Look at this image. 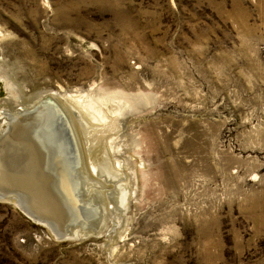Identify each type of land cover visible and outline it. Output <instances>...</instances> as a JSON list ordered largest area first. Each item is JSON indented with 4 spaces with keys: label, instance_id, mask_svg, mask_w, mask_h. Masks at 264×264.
Wrapping results in <instances>:
<instances>
[{
    "label": "rangeland",
    "instance_id": "374dc122",
    "mask_svg": "<svg viewBox=\"0 0 264 264\" xmlns=\"http://www.w3.org/2000/svg\"><path fill=\"white\" fill-rule=\"evenodd\" d=\"M50 100L94 212L0 198V264H264V0H0V117Z\"/></svg>",
    "mask_w": 264,
    "mask_h": 264
},
{
    "label": "bare ground",
    "instance_id": "6f19581e",
    "mask_svg": "<svg viewBox=\"0 0 264 264\" xmlns=\"http://www.w3.org/2000/svg\"><path fill=\"white\" fill-rule=\"evenodd\" d=\"M55 106L54 101H42L24 113L16 111L14 115L9 111L4 112L7 120L5 116L0 117V123L4 121L11 126L9 133H6L8 135L5 140L4 135H0V198L17 201L21 209L31 218L47 223L52 230H59L64 235L70 226H86V217L92 215L94 211L86 212L90 205L85 203L80 191L78 172L80 163L77 161L72 164V167L66 161L64 162V159L60 164L51 160L49 155L52 152L49 154L47 141L40 135L41 130L48 131L47 124L46 127L44 125L46 121L43 119L49 115L57 120L55 122L61 132L65 128L68 118L60 107ZM57 109L63 113L66 122L58 118L60 115L58 113L56 115L55 110ZM39 120L44 125L43 128L40 127ZM71 134L73 135L72 132ZM74 142L75 149H70L65 143L67 154L71 158L75 153V156L80 157L76 141ZM70 170L73 172L76 185L70 175ZM20 177L23 179L21 186H27V188L22 187L23 192L17 191L18 198L10 194L14 188L9 186V183L11 185L12 182H17L16 178L20 179ZM75 201L82 205V209L77 213L73 209L77 207Z\"/></svg>",
    "mask_w": 264,
    "mask_h": 264
},
{
    "label": "water",
    "instance_id": "95a60500",
    "mask_svg": "<svg viewBox=\"0 0 264 264\" xmlns=\"http://www.w3.org/2000/svg\"><path fill=\"white\" fill-rule=\"evenodd\" d=\"M55 112H56V115H57V113H58V115H60V117H58V118L61 119L62 122L63 121L66 122V120L63 116V113L59 109H57V111L55 110ZM55 121H57V120H55L54 118H51V117H47L44 125L46 127V124H47L48 131L47 132L45 130L43 132L41 131L42 133H40V135L44 138V140L47 141V148H48L49 154L52 152V154L49 155L51 160L60 164L61 160L63 161V159H64V162L66 161L68 163V165H71L73 167L72 164H75L77 161L80 163L79 156L78 155L75 156L76 153L74 154V152H73L74 157L71 158L70 155L67 154V149H66L65 143L67 144V146L70 149H75L74 137L71 134L70 128L67 127V125H65V128H63L62 132H61V129L59 130V127ZM70 172H71V170H70ZM70 175L73 179V172H71ZM73 182L76 185V181L74 179H73ZM76 205H77V207H75L73 209L77 213L78 210L82 209V205H81V203L77 204V202H76ZM75 223H79V222H75ZM66 225H67V223H66ZM64 226H65V224H64Z\"/></svg>",
    "mask_w": 264,
    "mask_h": 264
}]
</instances>
